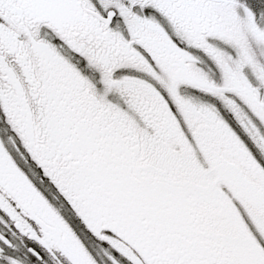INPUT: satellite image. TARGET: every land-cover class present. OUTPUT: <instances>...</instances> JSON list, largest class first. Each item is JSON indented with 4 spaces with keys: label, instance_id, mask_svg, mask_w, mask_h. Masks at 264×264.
I'll return each instance as SVG.
<instances>
[{
    "label": "snow or ice",
    "instance_id": "1",
    "mask_svg": "<svg viewBox=\"0 0 264 264\" xmlns=\"http://www.w3.org/2000/svg\"><path fill=\"white\" fill-rule=\"evenodd\" d=\"M0 264H264V0H0Z\"/></svg>",
    "mask_w": 264,
    "mask_h": 264
}]
</instances>
